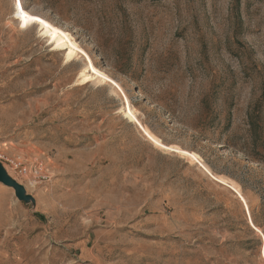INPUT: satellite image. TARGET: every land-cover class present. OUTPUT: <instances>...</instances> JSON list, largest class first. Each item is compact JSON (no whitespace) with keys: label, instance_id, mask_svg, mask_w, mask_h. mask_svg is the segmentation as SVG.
<instances>
[{"label":"rangeland","instance_id":"374dc122","mask_svg":"<svg viewBox=\"0 0 264 264\" xmlns=\"http://www.w3.org/2000/svg\"><path fill=\"white\" fill-rule=\"evenodd\" d=\"M20 2L108 80L0 0V264H264V0Z\"/></svg>","mask_w":264,"mask_h":264},{"label":"bare ground","instance_id":"6f19581e","mask_svg":"<svg viewBox=\"0 0 264 264\" xmlns=\"http://www.w3.org/2000/svg\"><path fill=\"white\" fill-rule=\"evenodd\" d=\"M15 7H16V18L22 21L24 25L35 24L36 22L35 20L22 18L21 10H23L28 16H31V14L23 6H21L20 0H15ZM46 23L50 24L49 22ZM51 25L53 27H56L53 24ZM39 26H40V31L43 34L42 36H46L50 38L51 44H53V50L61 52L65 55L66 63L72 62L76 59H80L81 55L85 53L84 51H82L80 46L75 42L73 36H71L68 32H65L59 28L61 31L65 33V36H60L58 34H55V38L53 39V34L51 33V30L49 28H46L44 24H39ZM65 37H67V39ZM85 55L87 58V64H86V68L84 69L83 76H85L88 82H94L97 85H103L107 83V81L103 79V77L106 76L103 70L95 66L91 58L86 53ZM93 69H95V71H93ZM97 72L101 73V75L98 76L96 74ZM122 112L124 114L125 119L129 120L131 123L137 120L133 106L128 105L127 107L122 109ZM145 131L147 135L149 134L151 140L157 141L155 139L156 136L153 137L154 136L153 134H151L147 130Z\"/></svg>","mask_w":264,"mask_h":264},{"label":"snow or ice","instance_id":"6c2138e0","mask_svg":"<svg viewBox=\"0 0 264 264\" xmlns=\"http://www.w3.org/2000/svg\"><path fill=\"white\" fill-rule=\"evenodd\" d=\"M21 16L24 19H32L35 20L39 24H44L46 28H49L51 30V33L53 34V39L55 38V34H58L60 36H65V33L61 31L57 27H53L51 24L46 23V21L43 18H40L38 16H28L23 10H21ZM67 39V37H65ZM95 71V69H93ZM98 76L101 75V73L97 72L96 73ZM104 80H108L107 76L103 77ZM176 151H179L178 149Z\"/></svg>","mask_w":264,"mask_h":264},{"label":"water","instance_id":"95a60500","mask_svg":"<svg viewBox=\"0 0 264 264\" xmlns=\"http://www.w3.org/2000/svg\"><path fill=\"white\" fill-rule=\"evenodd\" d=\"M0 182H2L7 187H14L16 189V193L21 197L22 187L17 182H14L7 178L4 169L0 165Z\"/></svg>","mask_w":264,"mask_h":264},{"label":"built area","instance_id":"2783aa9c","mask_svg":"<svg viewBox=\"0 0 264 264\" xmlns=\"http://www.w3.org/2000/svg\"><path fill=\"white\" fill-rule=\"evenodd\" d=\"M16 168L20 169V173L23 174L24 169L22 170V164L17 163V164H16ZM37 172L40 174V171L37 170ZM40 178L45 179V180L48 179V177H47L46 175H41Z\"/></svg>","mask_w":264,"mask_h":264}]
</instances>
